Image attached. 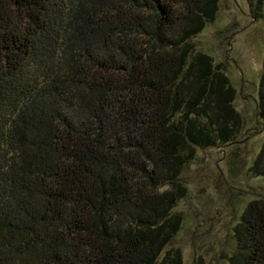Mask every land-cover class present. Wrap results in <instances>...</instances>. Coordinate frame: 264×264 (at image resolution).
<instances>
[{"label": "trees", "instance_id": "trees-1", "mask_svg": "<svg viewBox=\"0 0 264 264\" xmlns=\"http://www.w3.org/2000/svg\"><path fill=\"white\" fill-rule=\"evenodd\" d=\"M217 1L0 0V264H181L160 257L178 177L241 129L235 89L192 41ZM262 64L249 171L264 178ZM233 238L226 264H264V197Z\"/></svg>", "mask_w": 264, "mask_h": 264}, {"label": "rangeland", "instance_id": "rangeland-1", "mask_svg": "<svg viewBox=\"0 0 264 264\" xmlns=\"http://www.w3.org/2000/svg\"><path fill=\"white\" fill-rule=\"evenodd\" d=\"M254 2L218 0L214 20L192 38L195 49L211 56L235 89L233 106L241 129L226 145L196 149L178 177L184 194L172 211L180 216V225L160 257L176 249L181 264H226L243 208L264 197V178L249 171L263 140L256 99L263 70L264 18L255 17Z\"/></svg>", "mask_w": 264, "mask_h": 264}]
</instances>
